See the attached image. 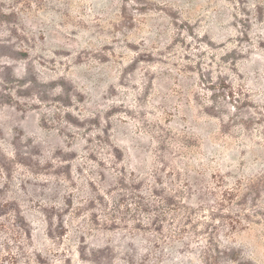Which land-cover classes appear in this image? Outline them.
I'll use <instances>...</instances> for the list:
<instances>
[{"label": "rangeland", "instance_id": "rangeland-1", "mask_svg": "<svg viewBox=\"0 0 264 264\" xmlns=\"http://www.w3.org/2000/svg\"><path fill=\"white\" fill-rule=\"evenodd\" d=\"M0 264H264V0H0Z\"/></svg>", "mask_w": 264, "mask_h": 264}]
</instances>
